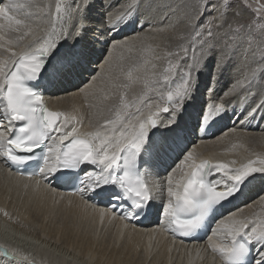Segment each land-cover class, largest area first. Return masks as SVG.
<instances>
[{
	"label": "snow or ice",
	"instance_id": "1",
	"mask_svg": "<svg viewBox=\"0 0 264 264\" xmlns=\"http://www.w3.org/2000/svg\"><path fill=\"white\" fill-rule=\"evenodd\" d=\"M93 3L56 0L55 11L47 6L45 12L32 0H0V41H4L0 48L10 54L0 59V161L23 174V166L39 150L42 163L29 175L39 174L45 183L57 173L65 176L63 170L85 165L98 169L85 172L88 186L73 191L86 202L97 197L93 206L109 196L107 207L100 209L102 218L120 215L131 221L147 215L153 211L154 191L164 192L162 216L168 230L190 235L215 206L241 194L245 185L264 179V155L254 154L256 159L248 157L239 164L213 162L198 160L191 149L175 163L163 188L154 189L144 176L151 172L154 158L179 137L182 114L195 100L204 75L208 84L197 115L198 129H207L229 112L241 127L245 122L264 121V0H101L104 13L99 26L89 16ZM245 12L250 17L247 24L242 22ZM42 14L53 24L65 18L69 23L38 35L34 25ZM129 24L135 25V38L115 39ZM89 32L108 46L103 62L107 69L103 87L96 84L97 73L79 88L92 89L99 101L94 105L95 120L81 131L73 126L75 116L46 107L40 82L48 79L50 66L49 83L83 68L91 55ZM166 33L172 35L163 44L165 50L147 43L154 34ZM63 42L69 47L57 55ZM134 49L139 58L113 55L116 50L131 53ZM145 52L150 54L147 59ZM225 76L227 87L218 91L215 85ZM134 85L139 93L130 95ZM230 100L235 101L231 108ZM231 131L236 132V127ZM178 170L182 174L176 179ZM217 174L219 179L211 178ZM259 199L264 202V195ZM211 232L209 247L222 264H247L252 247L257 250L252 264H264V217L232 212L217 220ZM15 253L0 245V256L7 257L9 264L17 259Z\"/></svg>",
	"mask_w": 264,
	"mask_h": 264
},
{
	"label": "bare ground",
	"instance_id": "2",
	"mask_svg": "<svg viewBox=\"0 0 264 264\" xmlns=\"http://www.w3.org/2000/svg\"><path fill=\"white\" fill-rule=\"evenodd\" d=\"M32 2L44 6L45 12H47V6H51V10L55 11L56 0H32ZM124 2L125 0H122L120 3ZM102 9L101 0H94L89 16L96 26L102 23L103 15L99 13ZM31 11L35 12L36 9H31ZM50 20L51 18L46 14H42L36 20L34 27L39 28L38 35L52 30L53 27L57 30L62 29L69 23L67 18L63 23L56 21L55 24ZM131 29L135 30L134 24L125 26L120 36L115 39L128 36V38L134 39L133 31L130 32ZM168 37L169 34L164 44L168 43ZM69 39L71 40V37ZM86 39L91 49L87 66L85 63L81 70L69 78L53 80L52 83H49V80L53 79V69L51 68L46 74L48 79L40 82L42 85L40 89L50 96L49 106L51 109L75 116L76 120L73 121V126L80 128L81 131L88 130L90 121L95 120L98 108L94 105H98L99 101L93 95L92 89L85 88V91L82 92L79 88H84L88 83L87 78L97 75V73L100 75L97 77L96 84L99 87L104 86L103 73L107 66L103 62L108 54V46L103 42L98 43L93 38L92 32L88 33ZM0 43H4V41H0ZM68 47V42H63L59 50L62 48L63 53ZM14 50L19 51V47ZM118 51L121 50L114 51L113 55L116 56ZM8 55L10 54L0 48V59H6ZM93 67L97 73L90 69ZM177 83H179L178 80ZM201 84L193 104L189 102L182 114L184 122L182 129L189 134L190 140L187 141V136L179 135L177 139L181 138L180 140H185V142L179 145V141L175 140L166 151L155 157L149 166L151 172L145 177L147 183L154 189L157 186L160 188L165 186L169 172L175 167L174 164L180 159L183 152L188 149H195L198 160L209 159L213 162L236 160L238 164L248 157L256 159L254 154L264 155V121L245 122L241 127L239 121L232 119L234 113L229 112L209 126L210 128L213 126L210 133H205L206 129H198L197 115L205 102L201 91L204 93L208 84L207 75L203 76ZM217 85L218 91L224 88L222 83ZM139 90V87L134 85V92H130V95L138 94ZM155 102L160 103L161 107L164 106L163 101ZM234 102L230 100L228 107L231 108ZM237 108H239L238 104ZM233 126L236 127V132L231 131ZM191 132L193 134H190ZM225 133L227 134L225 135ZM183 146L187 147L180 154ZM170 148H172V154L167 160ZM177 154L180 156L174 159ZM169 161H172L170 165H168ZM89 171H98V169L85 166L83 173ZM181 174L178 170L176 179H179ZM211 178L219 179L220 176L217 174ZM86 186H88L87 177L85 185L81 188ZM261 190H264V179L258 178L245 185L241 194L223 205V215H220L217 220L240 210L244 215L264 217V212H257L264 208V202L259 199L260 195H264V191L258 194ZM66 191V188H63L58 182L57 174L55 178L50 177L48 183H45L40 175L34 178L15 175L7 169L3 161H0V241L12 240V243L3 246L10 250H16L17 259L11 264H32V261H35L36 264H127V261L123 260L125 250L133 254L140 252L141 259L134 264H143L147 259L155 264H222L219 254L213 253L209 247L208 236L212 235L211 230L205 232L204 236L197 240L200 242L177 238L172 234V231L168 230L167 221L162 214L158 215L160 213L158 208L166 199L164 192L154 191L155 199L151 214L140 222L130 223L129 220L122 219L120 215L101 217L100 209L107 207V203L110 202L109 196L99 198V203L93 206L97 197L93 196V201L86 202L78 192L70 194ZM254 198L256 199L253 201ZM156 210L157 215H154ZM55 214L74 220L73 231L67 230L69 226L65 221L59 224H50L49 219ZM83 223L90 227V232L79 231V226ZM215 224L216 222L212 224V227H215ZM98 230H105L107 233L106 238L100 242L95 238V233ZM61 233L63 236L70 237L63 238L62 236L61 238ZM109 238L111 239L110 247L107 244ZM253 249L255 252L257 251L255 247ZM0 264H9L8 258L0 256Z\"/></svg>",
	"mask_w": 264,
	"mask_h": 264
},
{
	"label": "rangeland",
	"instance_id": "3",
	"mask_svg": "<svg viewBox=\"0 0 264 264\" xmlns=\"http://www.w3.org/2000/svg\"><path fill=\"white\" fill-rule=\"evenodd\" d=\"M122 0H119V2H121ZM102 11V12H101ZM99 13L101 14V15H103V13H104V10L102 9ZM101 18H102V16H101ZM249 20H250V17H249V14L247 13V12H245L244 13V15H243V18H242V22L243 23H245V24H247V23H249ZM262 22H264V21H262ZM133 31V29H131L130 30V32H132ZM133 34V33H132ZM169 34V36L170 35H172L171 33H168ZM168 34L166 33V35L165 34H154L153 36H151V37H149V39H148V41H147V43H150L151 44V46L154 48V47H157V45H160V48H161V50H159L158 49V51H163V50H165V49H163V44H164V41H165V39H167V36H168ZM129 37V36H128ZM95 39V38H94ZM107 55V54H106ZM129 57V56H133V57H137V58H139L140 57V52L139 51H137L136 49H134L131 53H129L127 50H123V51H118V53L116 54V58L117 59H119L120 57ZM149 56H150V54L148 53V52H145V55H144V58L145 59H147V58H149ZM257 61L259 60V52H257ZM143 63V61H141V64ZM90 65V64H89ZM86 66H87V62H86ZM254 67L255 66H257L256 64H254L253 65ZM92 71H94V73H97V71L95 70V68L93 67V68H90ZM104 74V73H103ZM103 74H102V76H103ZM202 79H203V77H202ZM224 82H223V81ZM221 81H220V83H222L223 85H224V88H226L227 87V81H228V77L227 76H225L223 79H222ZM201 84V83H200ZM201 86H203L202 84H201ZM216 87L218 86V85H215ZM207 87V86H206ZM218 89V88H217ZM223 88H221L220 90H222ZM201 96H204V94H203V92L201 91ZM195 99H196V96H195ZM155 101H157L156 99H154V102ZM191 103L193 104V101H191ZM183 122V117L181 118V120H180V123H181V128L183 127V125H184V122ZM188 126V125H187ZM228 127V126H227ZM188 129H189V126H188ZM190 134H193L192 132L190 133ZM182 135H184L185 137L187 136V141H189L190 140V136H189V134H187L185 131H183V129H182V131H181V133H180V136L182 137ZM181 139V138H180ZM180 139H176V141H179V145H181V144H183L184 142H185V140H180ZM186 144V143H185ZM184 144V145H185ZM187 147V146H186ZM186 147H182V149H181V151H180V154L185 150V148ZM190 147H191V145H190ZM172 148H173V145H172ZM172 148H170V150H169V156L167 157V160L171 157V149ZM189 150V149H188ZM180 154H177L175 157H174V159H176L178 156H180ZM179 160V159H178ZM178 162V161H177ZM172 163V161H169V163H168V165H170ZM174 166H175V164H174ZM170 170V169H169ZM262 192V190L260 191V192H258V194H260ZM257 194V195H258ZM256 198H254L253 199V201L255 200ZM158 210H160L161 212H162V207H160V208H158ZM264 212V208H262V209H260V210H258L257 212ZM67 222L68 223V226H69V229H67V230H72L73 231V227L75 226V221L74 220H72V219H69V218H65V216H60L59 214H55V215H53V216H51L50 217V219H49V223L50 224H59V223H62V222ZM79 231H84V232H90L91 231V229H90V227H88V226H86V225H84V223L83 224H81L80 226H79ZM95 238L100 242L101 240L103 241V239H105L106 238V235H107V233L105 232V230H98L96 233H95ZM62 236H63V233H61V238H62ZM70 236H63V238H69ZM106 241V240H105ZM108 241V242H107ZM106 242H107V244H108V246L110 247V244H111V239L109 238L108 240H107ZM105 242V243H106ZM141 259V254H140V252H138V253H136V254H133V253H131V252H127V250H125V257H123V260L124 261H127V264H134V262H136V261H139ZM149 259H147V260H145L144 261V263L143 264H155L154 262H152V261H149ZM124 264V263H123Z\"/></svg>",
	"mask_w": 264,
	"mask_h": 264
},
{
	"label": "clouds",
	"instance_id": "4",
	"mask_svg": "<svg viewBox=\"0 0 264 264\" xmlns=\"http://www.w3.org/2000/svg\"><path fill=\"white\" fill-rule=\"evenodd\" d=\"M8 243L9 242L6 239H4L3 241H0V245H2V246H6ZM10 243H12V242H10Z\"/></svg>",
	"mask_w": 264,
	"mask_h": 264
}]
</instances>
